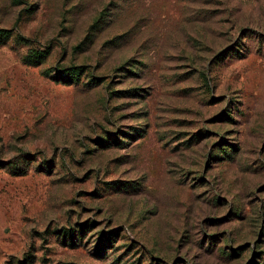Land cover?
I'll return each instance as SVG.
<instances>
[{
    "label": "rangeland",
    "instance_id": "rangeland-1",
    "mask_svg": "<svg viewBox=\"0 0 264 264\" xmlns=\"http://www.w3.org/2000/svg\"><path fill=\"white\" fill-rule=\"evenodd\" d=\"M0 28V264H264V0H0Z\"/></svg>",
    "mask_w": 264,
    "mask_h": 264
},
{
    "label": "trees",
    "instance_id": "trees-1",
    "mask_svg": "<svg viewBox=\"0 0 264 264\" xmlns=\"http://www.w3.org/2000/svg\"><path fill=\"white\" fill-rule=\"evenodd\" d=\"M11 34V30L0 28V43L10 38ZM47 54V51L30 52V55L25 60V63L31 66H38L46 59ZM82 71V67H71L65 70H61L60 74H62V78H64L62 82H67L68 84L73 83L74 80H78V78L81 76Z\"/></svg>",
    "mask_w": 264,
    "mask_h": 264
}]
</instances>
